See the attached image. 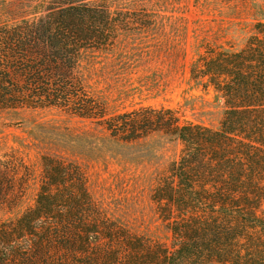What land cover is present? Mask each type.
Listing matches in <instances>:
<instances>
[{"label": "trees", "instance_id": "16d2710c", "mask_svg": "<svg viewBox=\"0 0 264 264\" xmlns=\"http://www.w3.org/2000/svg\"><path fill=\"white\" fill-rule=\"evenodd\" d=\"M20 1L27 17L0 24V110L59 108L123 142L161 132L182 148L152 190L165 238L110 217L84 170L55 157L41 159L22 208L32 167L0 159V264H264V22L217 23V35L195 38L190 78L222 105L213 127L164 107L109 113L93 86L103 76L90 52H118L125 28L158 27L152 7L132 17L110 0Z\"/></svg>", "mask_w": 264, "mask_h": 264}, {"label": "rangeland", "instance_id": "374dc122", "mask_svg": "<svg viewBox=\"0 0 264 264\" xmlns=\"http://www.w3.org/2000/svg\"><path fill=\"white\" fill-rule=\"evenodd\" d=\"M110 2L132 17V10L152 7L163 20L146 32L121 30L116 53L88 55L103 76L94 78L93 86L108 98V112L164 107L176 110L185 121L218 127L223 115L221 103L212 90L204 91L190 78L195 38L217 35V23L226 27L235 20L264 22V0ZM29 8L20 0L0 1V24L27 17ZM181 148L176 139L161 132L123 142L95 121L59 108L0 110V159L17 155L33 170L22 208L34 203L41 159L55 157L84 170L90 194L110 217L149 236L167 235L156 216L152 190L179 158Z\"/></svg>", "mask_w": 264, "mask_h": 264}]
</instances>
